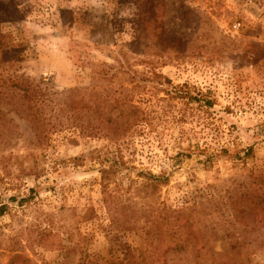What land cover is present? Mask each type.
Returning a JSON list of instances; mask_svg holds the SVG:
<instances>
[{
    "label": "rangeland",
    "instance_id": "rangeland-1",
    "mask_svg": "<svg viewBox=\"0 0 264 264\" xmlns=\"http://www.w3.org/2000/svg\"><path fill=\"white\" fill-rule=\"evenodd\" d=\"M0 264H264V0H0Z\"/></svg>",
    "mask_w": 264,
    "mask_h": 264
}]
</instances>
